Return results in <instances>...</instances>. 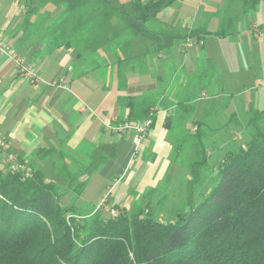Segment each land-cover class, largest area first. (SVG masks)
I'll list each match as a JSON object with an SVG mask.
<instances>
[{
  "label": "crops",
  "instance_id": "1",
  "mask_svg": "<svg viewBox=\"0 0 264 264\" xmlns=\"http://www.w3.org/2000/svg\"><path fill=\"white\" fill-rule=\"evenodd\" d=\"M26 1L0 0V37L33 66L41 81L30 83L0 55V167L4 152L10 151L29 169H39L46 181L64 186V169L78 173L90 166L83 191L99 182L94 200H101L106 188L111 206L130 203L129 208L133 202L128 199L136 193L141 199L149 196V201L156 196L158 205L162 196L155 193L179 162L176 142L185 130L183 118L191 110L195 90L210 89V98L219 95L223 70L215 58L229 57L228 41L242 56L243 42L249 41L245 33L259 38L251 28L263 26L254 16L260 2L249 6L239 0H175L146 23L150 30L179 38L158 47L132 36L120 18H102L92 30L86 23L77 26L80 19L55 18L53 8L63 4L58 0ZM48 6L52 9L43 11ZM107 6L109 11L112 6ZM191 33L203 43L184 47ZM95 41L103 44L100 50H91ZM80 45L84 48L76 47ZM85 57L94 64L87 67ZM127 96L155 101L153 124L137 157L131 155L132 130L111 132L103 125L127 120Z\"/></svg>",
  "mask_w": 264,
  "mask_h": 264
},
{
  "label": "trees",
  "instance_id": "2",
  "mask_svg": "<svg viewBox=\"0 0 264 264\" xmlns=\"http://www.w3.org/2000/svg\"><path fill=\"white\" fill-rule=\"evenodd\" d=\"M174 1L127 0L105 15H119L132 36L162 47L179 38L146 23ZM239 1L253 6L262 0ZM125 106L127 120L142 121L155 101L127 96ZM186 135L200 161L187 163L190 195L165 221L149 200L140 210L110 206L116 216L104 203L82 212L76 200L90 166L78 173L64 169V186L46 181L39 169L24 177L0 167V264H264V132L255 127L248 141L223 153L216 184L196 202L191 194L208 163L207 135L199 128ZM67 190L74 197L63 204Z\"/></svg>",
  "mask_w": 264,
  "mask_h": 264
},
{
  "label": "rangeland",
  "instance_id": "3",
  "mask_svg": "<svg viewBox=\"0 0 264 264\" xmlns=\"http://www.w3.org/2000/svg\"><path fill=\"white\" fill-rule=\"evenodd\" d=\"M23 4H27L26 0H17ZM127 0H58L63 4L53 8L54 17L61 22L64 19H80L82 22L77 26H83V23L90 25L92 30L98 29L100 19L108 20L109 22L117 21L119 15L113 14L106 17L107 8L120 6ZM54 5V4H51ZM174 5H176L174 3ZM168 7V6H166ZM49 6L43 11H49ZM52 9V7L50 8ZM163 9V8H162ZM192 14H186L189 19ZM256 21L264 26V0L260 1L258 10L254 13ZM155 18V17H154ZM124 24V23H123ZM76 26V24H73ZM149 25V24H148ZM80 31V30H79ZM78 32V31H77ZM248 37V43L243 42L244 50L242 56L235 49L230 47L231 42L228 41L230 54L216 57L215 61L221 72L223 78V88L220 89L219 95L215 98H210L207 91L210 89L200 88L195 90V99L190 103L191 110L188 115L183 118L184 131L183 135L177 140L181 143L179 151L177 152V161L174 168L170 170V181L166 179L165 183L160 185L156 195L162 196L159 204L155 203V199L151 200L155 206V214L157 217L165 221L172 219L173 210L185 204L189 197L188 179L190 178L187 163L191 160H199V157H193L196 146H193L192 140L187 138L186 133L195 131L193 126L199 128L201 133L207 135V155L208 163L200 168L199 177L193 185L192 198L196 202L202 195L206 194L212 185L217 182V168L218 161L222 158L223 153L227 149L236 148L237 145L244 144L248 141L255 132V127L264 132V36L253 40ZM243 34V36H245ZM69 42H75L69 41ZM78 43V42H77ZM74 45V44H72ZM78 49H83L82 45L76 46ZM103 44L99 41L93 42L91 50H100ZM80 51V50H79ZM82 51V50H81ZM222 51H226L223 47ZM226 53V52H225ZM88 56V55H87ZM87 60L88 57H85ZM176 60H174L175 62ZM82 62V59H81ZM77 64H79L77 62ZM94 64V60H89L86 66ZM78 72V70H76ZM202 89V90H201ZM201 91L206 93V96L201 97ZM198 97L202 99H197ZM252 119V120H251ZM137 157V156H134ZM46 170V169H45ZM85 178L82 179H86ZM98 179V178H94ZM93 179V181H95ZM81 180V178H79ZM113 182H107V185H112ZM99 182L89 183L84 191H82L76 200V205L82 212H90L96 208L100 203L104 206H111V194L106 191L105 196L100 200L96 199L98 196ZM127 192V186H123ZM130 189H133L132 185ZM129 193L130 190H129ZM74 194L72 191H64L61 202L68 204L71 202ZM145 199L137 198V193L131 195L128 201L133 202V205L127 207L130 203H124L127 210H140L146 208V202L149 196H144ZM91 198V199H89ZM152 198V197H151ZM127 205V206H126ZM101 206V205H100ZM113 208V207H112ZM115 209V208H114ZM117 210V209H116Z\"/></svg>",
  "mask_w": 264,
  "mask_h": 264
},
{
  "label": "built area",
  "instance_id": "4",
  "mask_svg": "<svg viewBox=\"0 0 264 264\" xmlns=\"http://www.w3.org/2000/svg\"><path fill=\"white\" fill-rule=\"evenodd\" d=\"M251 30L255 37L264 36V26L255 24L252 26ZM195 43L202 44L203 41L196 40L189 36L183 41V46L189 47ZM0 55L9 58L13 62L17 74L22 77H25L30 83L35 84L41 81V78L39 77V75H37L33 66L29 64H25L23 59L19 57L15 53L14 49L11 46H9L7 42L1 37H0ZM53 84H56V82H54ZM152 123H153V109L151 110L150 115L142 121L134 122V121L125 120L122 122H116L114 124L103 121L104 127L109 129L111 132L123 133L126 132L127 130L133 131L134 134L132 136V151H131L132 157L139 154L140 151L139 145L141 141L146 137L150 127L152 126ZM3 146H4V140L0 137V149H2ZM3 164L5 168L11 173L19 172L24 177H28L31 175V170L28 167H26L23 163H21L18 160L16 154L13 152L10 151L4 152ZM102 203H100V205H102ZM100 205H98L97 208L100 207ZM106 210L111 216H116L118 214V211L112 207L106 208Z\"/></svg>",
  "mask_w": 264,
  "mask_h": 264
}]
</instances>
